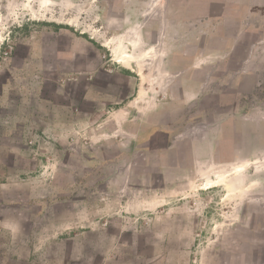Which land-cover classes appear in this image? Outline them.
<instances>
[{"label":"rangeland","instance_id":"374dc122","mask_svg":"<svg viewBox=\"0 0 264 264\" xmlns=\"http://www.w3.org/2000/svg\"><path fill=\"white\" fill-rule=\"evenodd\" d=\"M0 264H264V0H0Z\"/></svg>","mask_w":264,"mask_h":264},{"label":"bare ground","instance_id":"6f19581e","mask_svg":"<svg viewBox=\"0 0 264 264\" xmlns=\"http://www.w3.org/2000/svg\"><path fill=\"white\" fill-rule=\"evenodd\" d=\"M136 33H137V31L133 32L134 36ZM125 44L130 46L132 48V51L127 50L125 47ZM136 48H138L137 42L134 39L128 38L122 44V48L120 49V52L115 54L114 56L118 62L123 63V64H127L128 62L134 61L136 58H138V55H136V53H135ZM157 54H158V49H154V51L152 52V55H151L152 58L153 57L157 58ZM148 56H150V55L146 54V57H148ZM220 182H222V178L219 175H215L214 180L207 179L206 182H204L203 186L209 187L210 185L219 184Z\"/></svg>","mask_w":264,"mask_h":264}]
</instances>
